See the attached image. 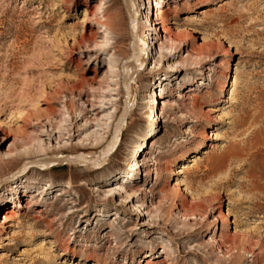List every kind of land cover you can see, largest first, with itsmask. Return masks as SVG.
Masks as SVG:
<instances>
[{"label":"rangeland","instance_id":"374dc122","mask_svg":"<svg viewBox=\"0 0 264 264\" xmlns=\"http://www.w3.org/2000/svg\"><path fill=\"white\" fill-rule=\"evenodd\" d=\"M198 1L143 2L174 35L136 66L117 147L101 166L29 167L17 180L21 200L51 186L1 230L0 264H264V0ZM87 2L112 25L93 50L74 44L83 0H0V137L9 135L0 155L14 138L16 151L39 138L48 146L0 168V215L15 202L3 180L42 157L99 155L123 107L120 67L131 53L124 1ZM103 87L113 88L111 113L97 122L84 100ZM154 88L166 103L159 121L148 117ZM47 128L51 140L39 136ZM212 132L219 139L206 141ZM142 157L147 165L133 169ZM114 183L119 194L108 191Z\"/></svg>","mask_w":264,"mask_h":264},{"label":"bare ground","instance_id":"6f19581e","mask_svg":"<svg viewBox=\"0 0 264 264\" xmlns=\"http://www.w3.org/2000/svg\"><path fill=\"white\" fill-rule=\"evenodd\" d=\"M131 1H132V4H133L134 8H135V12H136V15H137L136 16L137 35L145 44V53L142 55L140 62L139 63L132 62L129 65L131 73L133 75V80H134L133 91L135 93V92H137L136 91L137 90V83H136V79H135V78H137V77H135V70H136L135 68H136V66L138 64L145 65L147 62H149L151 60V58L153 57V55L155 54V50L157 48V44L156 43L160 39H162L163 41H166L174 34L172 33V31L169 30L168 27L164 26L162 20H156L157 12H155L154 19H153V18H151V15H149V13L144 10L145 6L143 5V2H145V1L149 2V0H131ZM213 2H214V0H199L197 4H198V6H204L206 4L213 3ZM87 3H88L87 0H83V4H84V8L82 9L83 10V17L80 19V23H82V27L83 28H82V31L80 32V34L77 36V38L74 39L75 40L74 44L78 45L79 47H82L83 50H93V49L99 47V45H101L97 38L100 37L104 31L108 32L109 30H111L112 29V25H111V21H110V18H109L110 16H107L108 14L106 16H104V15L99 16L96 13L95 8L93 7V5H91L90 8H87L88 7ZM197 7H194V8H197ZM146 8H151V6L147 5ZM182 18H188V16L182 17ZM90 20H92L93 23L96 24L95 29H92L89 26V24H91V23L88 24V22H90ZM86 25H87V28H85ZM144 25H148L149 27L143 30V26ZM101 27H103V29ZM102 40H104V37H102ZM161 43L162 42H159L158 45H160ZM174 66L177 68L179 65H177V62H174ZM176 68L173 69L172 71L180 70L179 68H177V69ZM160 81L161 80H159V84L161 85L162 83ZM191 84H193V83H189V85H191ZM110 89H113V88H111V87H103V90L98 91V92H101L102 95L101 94H97L95 92V89H93L92 94L90 95V97H88L87 99L84 100V102H86L84 104L90 106V112H92V114H94V115H97L96 117H93V120H95L97 122L101 118H103L105 116H107L106 118H108V115L111 113L110 110L104 111L105 108H107V106L105 104H110V101H109L110 99L106 98V95L109 94V90ZM186 89H187L186 91H188V90H191L192 88H191V86H188ZM153 91H154V93H153L154 96L152 97L151 101H152V103L154 105H152V107L150 106V108H153V110H151V113H150V115L148 117L151 118V119H155L156 121H159L160 114H159L157 108H159V105L162 106L165 103V100L162 99V97H160L161 96L160 93L158 95L159 98L156 97L155 88L153 89ZM221 91H226V87L225 88L222 87ZM230 98H232V97L231 96H227V100L230 99ZM224 100L225 99H220L219 101H224ZM102 111H104L103 114L98 115L99 113H102ZM93 122L94 121H91V124ZM154 128H153V130H154ZM64 129L65 130L67 129V131L66 132L63 131L62 133H59L58 136L55 137V138H60L63 133H69V131H68L69 128L65 127ZM80 129H82V128H80ZM52 130L53 129H48V128L44 129V130L41 129V131L39 133V136L44 135L45 137H47L48 139L51 140V139H53L52 138V134H51ZM54 132H60V131L57 130V131H54ZM53 135H55V134H53ZM8 138H9V135L4 134L3 137H0V144H3L5 142V140H7ZM217 139H219V136L216 133L212 132V133H210L209 138H207L206 141L207 140L208 141L209 140H217ZM24 140H26V139H24ZM23 144H28V143H23ZM41 144H42L41 143V139L39 138V140L37 141V144L35 145V146H38V147L35 148V147H33V146L31 147L29 145L31 147L30 148L28 146L29 149L26 146V147L18 149L16 151L17 147L19 145H21V144L18 145V143L16 141V138L12 139L8 143L7 149L4 152V154H3L4 156L7 155V157H4V156L0 155V168L4 167V166H9L12 163L16 162L21 155L30 154V153H33V152L45 151L48 148V146H46V143H44L42 145ZM89 144H90V146H97V141L90 142ZM203 145H204V142H203ZM58 147H62V146L59 145ZM198 147L200 148L202 146H200V144H199L197 146V148ZM79 154L97 156L98 152H95V153H91L90 152L89 153V152L80 151ZM61 155L68 156L66 153H62ZM191 156H194V155H191ZM191 156L187 157L186 160H188V161L194 160V157H191ZM128 157H132V155L130 154ZM183 157L184 156L180 157L179 159H177V161L178 162L179 161H184ZM190 157L193 158V159H191ZM143 158L144 157H142L141 162H139V161L134 162V165L132 166V168L140 170L141 166L147 165V160L148 159L145 160V158L144 159ZM63 163H65V162H58V163H55V165H60V164H63ZM126 165L128 166L129 163H127ZM33 168H36L38 170H46V169H48L50 167L33 166ZM25 171H19V172L15 173L14 177L11 178L10 181H9V186H10V190L12 191V193H10L11 196H10V198L8 200L13 198V199H15L16 203L13 202L12 203L13 204L12 207L8 206L1 212V215H0V236H1V230L4 229V227L6 226L8 221L11 218H13L16 214H19V212L21 211L18 208L23 209V208L29 206L30 202L32 201L33 198L38 196L43 191L48 190V188H50V186H51L49 183H46L47 186L45 185V187H43L41 189L40 193H37L35 191H33V192L29 191L30 194H31L30 197H28V198L25 197V199L21 200L19 194L21 192H23V191H21V189L24 186L21 184V181L17 182V180H19V178H22L21 175H23L25 173ZM147 171L149 172L150 168ZM171 172L174 175L175 174H181L183 172L182 169H181V165L178 166V167H173ZM6 181H8V180H6ZM5 183H8V182H5ZM114 184L115 185L110 187V189H108V191L113 192V194H119V192L123 188H122V186L119 183H114ZM26 187H28V186H26ZM6 190H9V189H6ZM147 191H149V190L140 188V192H142V193L143 192H147ZM2 194L4 195L5 193H2ZM126 202H130L129 197H128ZM218 219L220 221H222V222L226 219L225 218V212H224L223 209H220L219 215H218ZM64 248H66V247H64ZM150 250H151L150 253H152L153 252V248H151ZM152 263H154V262L152 261ZM144 264H151V262H149V259H147Z\"/></svg>","mask_w":264,"mask_h":264},{"label":"water","instance_id":"95a60500","mask_svg":"<svg viewBox=\"0 0 264 264\" xmlns=\"http://www.w3.org/2000/svg\"><path fill=\"white\" fill-rule=\"evenodd\" d=\"M123 1L129 17V25L131 30V43H130L131 53L129 58H127L125 61L122 62L120 67L122 72V84L124 88L123 107L113 125L111 136L103 146L101 153L97 156H90L86 154H75L70 156L60 155V156L42 157L34 161L25 163L21 171H25L29 167H33V166L45 167L58 162H70V161H77L78 163L81 164H91L94 166H101L107 161L109 154L117 147L121 136V131L123 129L126 120V116L133 106L134 80L129 65L133 61L139 63L142 55L145 53V44L137 35V29H136L137 15L135 12V8L131 0H123ZM14 175L15 174L10 176L9 178H6L5 180H3V182L13 178Z\"/></svg>","mask_w":264,"mask_h":264}]
</instances>
